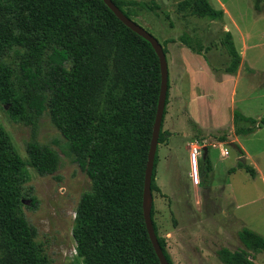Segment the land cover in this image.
<instances>
[{"label":"trees","instance_id":"1","mask_svg":"<svg viewBox=\"0 0 264 264\" xmlns=\"http://www.w3.org/2000/svg\"><path fill=\"white\" fill-rule=\"evenodd\" d=\"M111 1L129 19L135 14L132 8L140 7L134 0ZM260 1H255L256 11ZM177 7L183 15L189 10L191 16L211 22L224 16L208 0H185ZM155 9L159 7L149 6ZM222 41L230 57L226 73L235 74L241 57L229 31L223 33ZM179 42L202 55L201 47L187 33ZM110 64L124 85L112 107L102 105L93 89L95 80L106 77ZM159 86V62L151 45L126 28L101 0H0V105L11 121L30 129L25 161L0 124V226L5 236L0 264H54L37 241L22 203L28 198L27 209L36 206L27 187L28 166L39 176H51L60 165L58 153L37 141L38 121L45 112L65 140L62 152L72 157L90 182L73 222L77 258L67 264H80V259L83 264H160L142 214L144 170ZM168 90L158 145L170 136L162 130ZM241 122L247 126H238ZM187 124L191 132H202L195 121L188 119ZM232 124L235 136H249L264 128V117L234 111ZM217 140L222 144L227 138L221 135ZM157 152L151 192H160L154 183ZM202 165L199 176L204 182L212 171L210 159ZM238 167L256 178L252 166L238 163ZM232 172L233 168L228 171ZM153 214L154 206L152 220ZM153 227L167 263L173 264L154 221ZM237 236L243 249L221 247L216 251L218 261L255 264L249 252H264V238L248 228Z\"/></svg>","mask_w":264,"mask_h":264},{"label":"rangeland","instance_id":"2","mask_svg":"<svg viewBox=\"0 0 264 264\" xmlns=\"http://www.w3.org/2000/svg\"><path fill=\"white\" fill-rule=\"evenodd\" d=\"M134 1L140 7L132 8L135 14L131 20L165 46L167 51L169 90L162 130L177 132L168 145L164 143L157 147L154 183L160 192H152L153 221L159 237L180 225V240L183 243L190 241L187 249L176 244L168 246L166 242L173 264H221L216 257L219 248L226 247L231 251L243 249L237 236L242 228H248L264 238V128L252 135L237 137L232 124L234 111L246 117H264V0L259 3V11L254 9L256 0H208L224 13L222 20L213 22L191 16L189 10L184 15L177 11V6L185 0ZM154 4L159 9L149 10V6ZM227 31L232 35L241 57L240 66L232 75L226 73L230 57L222 41L223 33ZM183 33H187L196 46L201 47L212 77L207 74V66L200 59L181 53L183 45L179 37ZM170 40L173 42L168 43ZM181 57L188 67V75L184 77ZM224 76L236 79L233 100L228 96L229 84L222 86L221 83L220 88L216 86L217 79ZM102 80L93 82L96 98L102 105L106 103L112 107L114 98L123 89V79L110 64ZM196 91L203 97L197 98ZM188 100L189 110L193 113L191 120L210 127L201 128L202 132L198 135L191 132L187 124L190 118L185 103ZM0 124L16 152L27 161L25 143L29 140L30 129L11 121L2 105ZM238 126L246 127L247 124L241 122ZM185 127H188V133L183 137L180 132ZM221 135L227 138L222 144L217 140ZM37 141L58 153L60 165L51 176H39L28 166L30 182L27 187L32 189L36 206L27 209L30 202L26 198L23 200V213L36 229V239L42 243L45 254L54 264H67L77 258L72 238L73 222L79 199L90 190V182L72 157L62 152V149L65 151V140L51 124L47 112L38 121ZM197 141H200V147L208 149L212 171L202 182L199 176L203 166L200 151L196 160L198 179L195 183L190 153ZM230 143L239 147L243 155ZM240 157H245V165L255 169V179L238 167ZM232 168L234 172L229 174ZM218 228L219 234L216 232ZM4 237L0 226V253ZM249 254L255 264H264V252ZM79 263L83 264L81 259Z\"/></svg>","mask_w":264,"mask_h":264},{"label":"water","instance_id":"3","mask_svg":"<svg viewBox=\"0 0 264 264\" xmlns=\"http://www.w3.org/2000/svg\"><path fill=\"white\" fill-rule=\"evenodd\" d=\"M101 1L126 28H128L134 34H136L137 36L148 42L158 58L159 69H160V86H159V94L156 105V113L152 127V134H151L147 160L144 170L143 190H142V214H143L147 235L149 237V240L151 242V245L154 249V252L156 254L159 263L168 264L158 244L157 236L155 234L153 227V220L151 218L153 198L150 189L153 167H154V159L158 147V136L162 124L163 112L165 108V100L168 90V67L166 62V54L163 52L162 45L152 35H150L147 31H145L143 28L138 26L136 23H134L131 19L127 18L114 5V3L111 0H101ZM230 146L234 148L238 153H240L241 150L238 147H236L232 143H230ZM201 152H202L203 162L206 159H209L208 149L206 147H201ZM239 160L242 164H245V157H240Z\"/></svg>","mask_w":264,"mask_h":264},{"label":"crops","instance_id":"4","mask_svg":"<svg viewBox=\"0 0 264 264\" xmlns=\"http://www.w3.org/2000/svg\"><path fill=\"white\" fill-rule=\"evenodd\" d=\"M182 52H185V54H188L189 56H191V57H193V58H197V59H200L201 60V62L205 65V66H207V63H206V61H205V59L203 58V56L202 55H197V54H194V53H192L191 51H189L186 47H182L181 48V53ZM187 52V53H186ZM181 61L183 62V68H184V72H183V77L184 76H186V75H188V67H187V65H186V63H185V61L182 59V57H181ZM207 69H208V75H210L211 74V70H210V68L207 66ZM190 72V71H189ZM211 76V75H210ZM212 77V76H211ZM229 77V76H228ZM227 76H224V77H222L221 79L219 78V79H217V83L218 84H216V86H217V88H220L221 87V83H222V86L223 85H226V84H229V88H228V91H229V94H228V96L230 97V99L231 100H233L234 99V97H235V88H236V79H234L233 77H232V79H229ZM231 83V84H230ZM197 88V87H196ZM217 92H218V90H217ZM196 97L198 98V97H203L202 96V94H197V91H196ZM185 99V98H184ZM187 100V99H186ZM190 101L188 100L185 104L187 105V107L185 108L186 109V113H187V115H188V117L190 118V119H192V116H193V113L192 112H190V110H189V106H190ZM185 105V106H186ZM168 116H170V115H168ZM196 120H198V119H196ZM199 121V120H198ZM196 123H197V121H195ZM200 123H204V122H201V121H199ZM199 124V123H198ZM199 126L201 127V128H204V129H209L210 127H207V125H201V124H199ZM186 128V129H185ZM183 130H182V132H180V133H183V137H185L186 135H187V128L188 127H185ZM213 129V128H212ZM167 133H169V138H168V140L165 142L167 145L170 143V141H171V137L174 135V134H176L177 132H175L174 130H170V129H166L165 130ZM172 143V142H171ZM193 208L195 209L196 207H195V205L193 204ZM196 210V209H195ZM182 232V226H180V225H177V226H174L171 230H170V232L167 234V235H163L162 236V238H164L165 239V241L167 242V245L168 246H172V245H181V246H183V248L184 249H187V248H189V243H190V241H184V243H183V241L182 240H180V238H179V234ZM217 234H219L220 233V229L218 228L217 229ZM205 251V250H204ZM201 255H203V252L201 253ZM188 258V257H187ZM189 259V258H188ZM187 259V261L188 262H190V259L188 260Z\"/></svg>","mask_w":264,"mask_h":264},{"label":"built area","instance_id":"5","mask_svg":"<svg viewBox=\"0 0 264 264\" xmlns=\"http://www.w3.org/2000/svg\"><path fill=\"white\" fill-rule=\"evenodd\" d=\"M201 147L199 144L195 143L192 146V150L190 153V165H191V171H192V179L195 183H197V171H196V160L200 154Z\"/></svg>","mask_w":264,"mask_h":264}]
</instances>
